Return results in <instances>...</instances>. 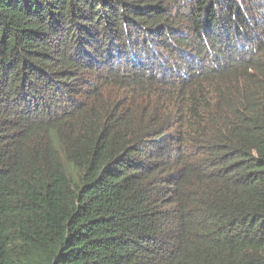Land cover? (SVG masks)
Here are the masks:
<instances>
[{"label": "trees", "instance_id": "trees-1", "mask_svg": "<svg viewBox=\"0 0 264 264\" xmlns=\"http://www.w3.org/2000/svg\"><path fill=\"white\" fill-rule=\"evenodd\" d=\"M0 264H264V0H0Z\"/></svg>", "mask_w": 264, "mask_h": 264}]
</instances>
